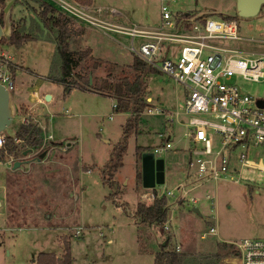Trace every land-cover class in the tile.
<instances>
[{
	"label": "rangeland",
	"instance_id": "1",
	"mask_svg": "<svg viewBox=\"0 0 264 264\" xmlns=\"http://www.w3.org/2000/svg\"><path fill=\"white\" fill-rule=\"evenodd\" d=\"M65 1L73 6L74 0ZM163 1L170 2L172 12L186 13L189 17L206 16L214 20L235 17L242 40L233 46L251 55H264V7L257 16L245 19L237 16L236 0ZM161 2L93 0L92 3L113 8L124 19L144 26L159 22ZM42 3L52 6L55 14L64 15L72 29L84 30L78 36L73 35L70 44L76 59L81 52L93 50L78 61L68 85L52 82L60 78L57 34L40 20ZM10 22L11 31L18 30L31 40L18 48L0 46V52L17 57L11 67L17 73V90L12 92L16 113L12 124L0 135L13 136L29 112L25 105H19L18 92L24 90L29 108L34 106V118L29 121L39 126L37 120L42 119L39 127L47 129L53 143L43 141L34 153L22 156L29 144L19 142L17 154L5 153L0 157V264H36L37 256L43 253L61 259L67 245L71 264H153L154 254L168 233L171 237L168 249L181 253L184 264H217L223 257H233L234 246L241 239H264V176L252 170H241L242 181L238 183L229 180L207 183L195 193L200 197L195 205L185 203L179 209L171 206L167 231L140 223L134 216L135 207L142 204V195L147 191L141 188V156L136 154L137 149L147 153L163 146L169 137L172 149L162 157L166 179L159 187L173 190L185 181L189 161L185 152L187 141L182 137L185 128L173 117L176 111L181 112L184 103L183 86L159 73L146 80L145 98L150 97V102L136 127L129 131L121 166L108 187L102 172L110 163L113 147L122 141L123 128L133 117L112 109L116 84L131 73L133 54L125 47L128 39L114 35L112 39L80 25L71 15L61 13L51 0H13ZM87 71L89 86L81 80L87 77ZM235 82L251 99L264 100V77L253 82L236 78ZM75 83H81L92 93L76 89L68 94L69 85ZM36 85L40 90L45 88L52 100L45 101L40 95L37 104L31 99L30 92ZM148 108L152 114H148ZM67 144H72L68 150ZM50 147L53 148L49 160L26 163ZM14 162L23 164L12 170ZM183 168L185 172H181ZM205 195L214 198L213 206ZM193 208L199 210V215ZM211 227L216 233L202 238Z\"/></svg>",
	"mask_w": 264,
	"mask_h": 264
},
{
	"label": "built area",
	"instance_id": "2",
	"mask_svg": "<svg viewBox=\"0 0 264 264\" xmlns=\"http://www.w3.org/2000/svg\"><path fill=\"white\" fill-rule=\"evenodd\" d=\"M51 1L80 25L110 38L114 35L128 39L125 47L139 61L183 86L186 92L180 108L187 119L183 133L189 155L186 180L173 190L145 189L141 198L144 206L160 198L166 200L169 209L185 203L195 205L200 201L195 193L209 182L238 183L242 181L241 170L264 176V108L242 93L235 82L236 78L252 82L263 78L264 55H251L233 46L242 40L236 18L189 17L172 12L170 2L162 0L159 22L140 26L113 8ZM11 67V56L0 52V87L12 93L16 87ZM147 111L153 113L149 108ZM179 114L176 111L173 115ZM30 118L26 114L22 123L28 124ZM3 139L0 135V151L5 150ZM170 149L168 137L151 153L155 159H162ZM204 197L214 205V198ZM168 220L167 216L165 231L169 230ZM215 233L211 227L202 238ZM232 256L238 264H264V239H241Z\"/></svg>",
	"mask_w": 264,
	"mask_h": 264
},
{
	"label": "trees",
	"instance_id": "3",
	"mask_svg": "<svg viewBox=\"0 0 264 264\" xmlns=\"http://www.w3.org/2000/svg\"><path fill=\"white\" fill-rule=\"evenodd\" d=\"M8 0H0V7H3ZM77 3L91 7L93 0H74ZM56 13V10L46 4L42 3L40 6V20L46 28L52 29L57 34V47L56 51L60 58V78L52 80L53 83L60 81L63 84H67V80L71 77L74 67L77 65L78 61L83 60L85 57L90 55V51L86 50L80 53L79 59L74 57L75 52L73 53L70 50V44L73 38V35H80L83 33V29H72L70 27V21L62 14ZM56 15V16H55ZM235 18V17H234ZM0 23L2 21L0 18ZM13 26V25H12ZM31 38L28 35L20 34L18 30L11 31L10 39H2L0 46L2 44H7L13 47H20V45L25 42L30 41ZM131 73L128 76L123 77L114 88V99L116 106L114 111L116 113H127L132 115L131 121L125 125L122 131V141L116 144L112 152V158L110 163L105 167L103 174V180L107 183L108 187H111L113 184V175L115 171L121 166L123 154L126 151V145L128 141L129 131L132 127H136L140 121V115L145 109H147L148 103L145 101L146 93V80L150 75L156 74L157 72L151 67L143 64L136 57H133L132 63L130 65ZM15 70L13 69L12 72ZM89 72L87 71V77H82L83 84L89 86ZM71 88H77L85 90L84 86L81 83L70 84ZM102 92V91H101ZM105 93V92H103ZM107 94V93H106ZM3 141H5V150L0 151V157L6 154H17L18 152V143L27 142L28 148L34 152V149H39L43 143L42 140V130L39 126L35 125L33 122H28V124H20L13 136L5 135ZM44 151L41 150V152ZM39 152L37 156L41 154ZM136 154L141 156L139 149L136 150ZM141 178V177H140ZM135 218L142 224L148 226L152 225L158 227L159 229L164 230V224L167 221L169 208L167 207L166 200L164 198L156 199L149 206H144L143 204H137L135 207ZM171 237L168 233L159 247V250L154 254L153 264H184V256L175 250L168 249L169 241ZM64 254L61 259H57L56 256L49 253H43L37 256L35 263L36 264H71L70 257V248L69 246H64ZM168 249V250H167Z\"/></svg>",
	"mask_w": 264,
	"mask_h": 264
},
{
	"label": "water",
	"instance_id": "4",
	"mask_svg": "<svg viewBox=\"0 0 264 264\" xmlns=\"http://www.w3.org/2000/svg\"><path fill=\"white\" fill-rule=\"evenodd\" d=\"M13 1H9L5 7L1 10L3 16V23H0V42L2 39H10L11 37V22H10V8ZM264 7V0H236L235 10L237 16L240 18L251 19V17L257 16L261 8ZM45 101L50 100V95L44 97ZM258 107L264 108V100L258 99L256 102ZM16 108L13 103L12 93L5 88L0 87V134L4 132L12 123L15 117ZM31 149L24 150L22 156L31 153ZM46 155V151H42L41 154L35 159L37 162H41ZM21 162H15L12 166V170H16L21 166ZM164 161L162 159H155L151 152L143 153L141 158V173H142V188L149 190L156 185L164 184ZM193 212L199 215L197 209H193ZM165 246L164 243H162Z\"/></svg>",
	"mask_w": 264,
	"mask_h": 264
},
{
	"label": "crops",
	"instance_id": "5",
	"mask_svg": "<svg viewBox=\"0 0 264 264\" xmlns=\"http://www.w3.org/2000/svg\"><path fill=\"white\" fill-rule=\"evenodd\" d=\"M70 2H72V1H70ZM74 2V1H73ZM77 3V2H76ZM91 6H94L93 5V3H92V5ZM94 7H96V6H94ZM149 25H153V24H149ZM83 26V25H82ZM87 28V27H86ZM92 29V28H91ZM87 50H89L90 51V54H92V52H93V50H91V49H87ZM11 55V58H12V55L13 56H15L13 53H11L10 54ZM133 57H135L134 55H133ZM17 59V57L15 56V59H13L12 58V62H14L13 60H16ZM15 64V63H14ZM14 66V65H13ZM22 72V71H21ZM17 74V73H16ZM16 74H14L13 73V75H14V81H15V78H16ZM90 83V82H89ZM15 87H16V84H15ZM77 88H71V89H68V91H67V93L68 94H70L72 91H75ZM16 90H17V87H16ZM40 91H42V92H40ZM83 91H85V92H88V93H92V91L91 90H87V89H85V90H83ZM47 91H46V89L44 88V89H41L40 90V86L38 87V85H36L35 87H33L32 88V91L30 92L31 93V99L33 98V99H35V101H36V103L37 104H39V102H40V95L42 96V99L44 100V97L48 94V93H46ZM101 94H105V95H107L106 93H102L101 92ZM35 95H37V96H35ZM18 96H19V105H25V108H26V110H28L29 112L27 113V114H29L30 115V119H32V118H34V106H31L32 107V109L31 108H29L30 107V105H28L27 104V100H26V94H25V92H24V90H20V92H18ZM52 100V95L50 94V100L49 101H51ZM146 102H150V97H146V100H145ZM113 105H112V109L114 110V104L116 105V103H115V99H114V97H113ZM121 114H124V115H128L129 116V114H127V113H121ZM37 117V116H36ZM173 117L175 118V119H177V124H179L180 126H184L185 125V123H186V121H187V119H186V117L184 116V115H182L181 114V112H180V114H179V116L178 117H175L174 115H173ZM38 119V118H37ZM37 122H39V126L41 125V122H42V119H38L37 120ZM41 127V126H40ZM183 128H185V126L183 127ZM42 130H43V137H42V140L43 141H49L48 143H53V136L50 134V133H48L47 132V129L44 127H42L41 128ZM184 131H185V129H184ZM48 136H51V139H46ZM183 138H185L186 139V137H184V136H182ZM106 141V144H109V141H107V140H105ZM186 141H187V139H186ZM44 142V143H45ZM72 144H67L66 146H65V148L68 150L69 148H70V146H71ZM53 146H54V144H53ZM186 147H187V145H186ZM52 148L53 147H50V148H46V149H44L45 151H46V155H45V157H44V159H42L41 160V162H37L36 160H28V161H26V163H31L32 161H35V162H37V163H42V162H44L45 160H49V156H50V154H51V151H52ZM115 147H113V149H114ZM153 149V148H152ZM151 149V150H152ZM43 150V149H42ZM63 150H65V149H63ZM151 150H149L148 152H151ZM186 150V149H185ZM147 152V153H148ZM186 152V151H185ZM23 153V152H22ZM32 153V152H31ZM34 153V152H33ZM30 154V153H29ZM142 154L143 153H141V158H142ZM186 154V153H185ZM80 160H81V157H80ZM79 160V161H80ZM15 163V162H14ZM94 165V164H93ZM90 172V171H89ZM89 172H87V171H85V173L86 174H89ZM181 172H185V168H183L182 170H181ZM163 173H164V170H163ZM165 179H166V174L164 173V183H165ZM184 180H186V177H185V179ZM164 185V184H163ZM159 186H162V185H156L154 188H152V189H156V188H160ZM141 188H142V173H141ZM143 189V188H142ZM143 190H145V189H143ZM4 203H5V200H4ZM2 206V201H0V207ZM179 206L180 205H177V206H173L174 208H177L178 207V209H179ZM183 206V205H182ZM171 209V208H170ZM169 209V212H168V217H169V220L172 218V211ZM193 209H196V208H193ZM193 209H192V211H193ZM198 210V209H197ZM198 212H199V210H198ZM168 220V221H169ZM162 244V243H161ZM217 264H238L237 263V261H233L232 260V257L231 258H227V257H223L222 259H220V261L217 263Z\"/></svg>",
	"mask_w": 264,
	"mask_h": 264
},
{
	"label": "flooded vegetation",
	"instance_id": "6",
	"mask_svg": "<svg viewBox=\"0 0 264 264\" xmlns=\"http://www.w3.org/2000/svg\"><path fill=\"white\" fill-rule=\"evenodd\" d=\"M9 1H13V0H8V1H6V4L9 2ZM5 4V5H6ZM5 5L1 8V10L5 7ZM3 14H2V12L0 13V18H1V21L3 22V16H2ZM11 25H12V23H11ZM12 27V26H11Z\"/></svg>",
	"mask_w": 264,
	"mask_h": 264
}]
</instances>
